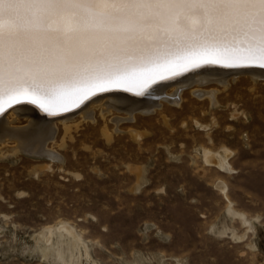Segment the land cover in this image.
I'll return each mask as SVG.
<instances>
[{"label": "rangeland", "instance_id": "rangeland-1", "mask_svg": "<svg viewBox=\"0 0 264 264\" xmlns=\"http://www.w3.org/2000/svg\"><path fill=\"white\" fill-rule=\"evenodd\" d=\"M227 82L199 86L217 89L215 106L195 84L148 113L77 111L47 141L55 160L0 138V264H264V76ZM62 223L80 245L41 237Z\"/></svg>", "mask_w": 264, "mask_h": 264}, {"label": "snow or ice", "instance_id": "snow-or-ice-1", "mask_svg": "<svg viewBox=\"0 0 264 264\" xmlns=\"http://www.w3.org/2000/svg\"><path fill=\"white\" fill-rule=\"evenodd\" d=\"M218 63L264 68V0H0V112L23 98L52 114Z\"/></svg>", "mask_w": 264, "mask_h": 264}, {"label": "bare ground", "instance_id": "bare-ground-1", "mask_svg": "<svg viewBox=\"0 0 264 264\" xmlns=\"http://www.w3.org/2000/svg\"><path fill=\"white\" fill-rule=\"evenodd\" d=\"M240 64L241 63H218L202 65L199 68L191 69L189 72L184 73L181 76L176 75L169 78L166 77L163 79V81L151 86L148 90L133 88L131 91H129L127 87L108 88L109 90L103 93H96L95 95H92L89 100H86L80 105L79 109L72 112H66L67 109H73L75 107L71 103L67 105L66 110L53 111L52 114H49L48 112L44 111L37 103H33L31 101L20 102L10 107L4 114H2L3 112L0 113V138L4 140L6 139L5 136L17 137L18 144L21 147L29 149L31 152L38 155L50 157V159L55 160L58 158V154L54 150L46 148L47 141L51 139L53 140V138H55L57 122L59 121L68 127V122L73 119L75 112L78 111L82 116L87 117L91 114L93 106L100 103L103 116H105V113L110 112L113 109H122L131 115H134L137 111L148 113L156 109L158 100L161 101L162 99H165L173 103H179V95L181 92L185 88L195 84L198 86L194 87L192 92L198 95L200 98L208 99L211 104L215 106L219 103L217 89H201L199 86H203L211 82H219L223 85H227L228 76L230 74L238 73L240 75L241 72L249 73L254 79L264 76V68L260 67L259 65H251L249 67L239 68L236 67L241 66ZM171 85L174 86L173 90L172 92L168 93L167 88ZM139 92L148 93L146 95H139ZM7 105L8 102L5 101L3 103V108ZM62 112H65L64 115L60 114ZM11 116L25 120L27 122V126L22 128L12 127L9 123V117ZM226 150L227 149H225V151ZM205 155L208 161L216 163L222 170L232 169V166L228 160V153L221 154L219 152L206 149ZM217 186L221 189V192L224 193L226 198H228V186L226 182L219 180L217 182ZM229 202L233 203L231 200H229ZM232 210L234 209L232 208ZM233 213L240 216L244 222L248 220L244 213H241L237 210H234ZM54 233H59L61 236L68 235L72 242L74 240L77 245L82 243L81 238L78 236V233L74 231L73 227L63 223L56 227L47 226V228L42 232L41 237H44L48 243L51 242L52 235ZM57 253L60 259L64 258V253L60 248H58Z\"/></svg>", "mask_w": 264, "mask_h": 264}, {"label": "water", "instance_id": "water-1", "mask_svg": "<svg viewBox=\"0 0 264 264\" xmlns=\"http://www.w3.org/2000/svg\"><path fill=\"white\" fill-rule=\"evenodd\" d=\"M241 66H236V67H249V66H251V65H258V64H240ZM245 65H247V66H245ZM191 70V69H190ZM190 70H188V71H183V72H180V73H178V74H165L164 75V78H169V77H173V76H176V75H182V74H184V73H187V72H189ZM163 78V79H164ZM163 79H160L159 77L156 79V81L155 82H153V83H151L147 88H141V89H146V90H148L151 86H153V85H155V84H157L158 82H160V81H163ZM140 89V90H141ZM107 90H109V89H106L105 91H107ZM104 91V92H105ZM100 93H103V92H100ZM100 93H97V94H100ZM131 94V93H130ZM95 95V94H94ZM24 101H31V100H28V99H23V98H20V99H17V101L15 102V103H11V104H9L8 103V105L5 107V108H7V107H10V106H12V105H15V104H17V103H20V102H24ZM80 107V106H79ZM79 107H74L73 109H67V111L66 112H72V111H74V110H77ZM4 108V109H5ZM64 113L65 112H62V113H60L61 115H64ZM59 114V113H58Z\"/></svg>", "mask_w": 264, "mask_h": 264}]
</instances>
